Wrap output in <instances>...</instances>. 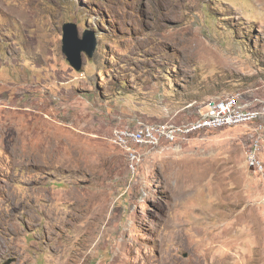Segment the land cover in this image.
<instances>
[{"label":"rangeland","instance_id":"rangeland-1","mask_svg":"<svg viewBox=\"0 0 264 264\" xmlns=\"http://www.w3.org/2000/svg\"><path fill=\"white\" fill-rule=\"evenodd\" d=\"M66 22L94 42L78 68ZM228 94L258 117L141 147L133 166L110 140ZM7 261L264 264V0H0Z\"/></svg>","mask_w":264,"mask_h":264},{"label":"built area","instance_id":"built-area-1","mask_svg":"<svg viewBox=\"0 0 264 264\" xmlns=\"http://www.w3.org/2000/svg\"><path fill=\"white\" fill-rule=\"evenodd\" d=\"M258 114L259 111L248 107L238 94H228L208 103L206 109L200 111L194 119L179 123L137 121L134 125L113 128L110 140L124 149L133 166L141 159L138 152L141 147H146L149 151L162 143L184 139L200 131L252 122ZM246 161L256 170H263V164L256 158L254 151L247 153Z\"/></svg>","mask_w":264,"mask_h":264},{"label":"water","instance_id":"water-1","mask_svg":"<svg viewBox=\"0 0 264 264\" xmlns=\"http://www.w3.org/2000/svg\"><path fill=\"white\" fill-rule=\"evenodd\" d=\"M75 25L72 22H66L62 26V51L66 54L68 61L76 68L80 65L79 54L81 51H84L88 56H91L92 50L94 47V42L92 45L88 44L87 36H84L80 43L77 44L74 41L76 36V30L74 29ZM92 42V41H91ZM2 263V264H7Z\"/></svg>","mask_w":264,"mask_h":264},{"label":"trees","instance_id":"trees-1","mask_svg":"<svg viewBox=\"0 0 264 264\" xmlns=\"http://www.w3.org/2000/svg\"><path fill=\"white\" fill-rule=\"evenodd\" d=\"M103 75H105V74H103Z\"/></svg>","mask_w":264,"mask_h":264}]
</instances>
